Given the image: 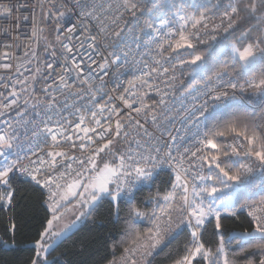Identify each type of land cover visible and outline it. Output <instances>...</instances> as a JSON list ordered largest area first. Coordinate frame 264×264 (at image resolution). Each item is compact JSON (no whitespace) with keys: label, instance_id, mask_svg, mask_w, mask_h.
Here are the masks:
<instances>
[{"label":"snow or ice","instance_id":"obj_1","mask_svg":"<svg viewBox=\"0 0 264 264\" xmlns=\"http://www.w3.org/2000/svg\"><path fill=\"white\" fill-rule=\"evenodd\" d=\"M49 2L53 8L57 7L56 0ZM17 5L0 2V18L11 21L15 16L17 23L11 27L18 29L20 21H28L30 17L22 14L27 0H17ZM60 7L66 10L49 9L48 12L49 17H56L57 31L70 15H75L81 23L87 18L98 19L87 0H62ZM213 7L212 0H120L113 24L119 26L125 14L132 19L124 21V28L113 31L111 35L117 39L108 43L114 49L118 43L123 44L126 50L119 54L111 51V59L101 56L97 60V38L91 34V28L87 24L79 28L73 23L65 28L71 34L66 39L72 41L78 38L77 34L83 36L79 47L74 43L70 46L57 35L61 56L58 57L56 51L51 52L54 59L44 61L43 69L39 64L35 69L23 63L18 65L17 73L22 79L13 82L11 92H7V83L0 85L6 90L0 97L7 101L0 102V118L13 110L17 116L14 123L3 119L4 127L0 128V209L11 210L18 189H39L47 192L44 202L52 212V218L47 220V226L33 246L35 256L30 264H53L48 259L53 245L48 241L53 236L62 238L78 227L104 201L112 204L117 218L121 202L126 203L130 225L125 229L128 240L120 260L109 264H151L149 257L173 233L183 229L188 230L190 243L174 264H237L226 252L223 220L237 215L234 210L239 202L237 194L257 175L264 177V126L250 122L235 111L230 119L221 120L210 109L235 110L238 101L248 93L264 104V72L246 79L257 66L264 65V0H229L219 24L213 23V16L209 14ZM141 17L143 24L139 23ZM251 21H255L252 26L240 27ZM129 24L134 27H128ZM237 30L240 35L235 42L214 51L198 48L205 43L212 48L221 32L227 39ZM32 31L35 36V25ZM0 35L7 38L12 33L5 27ZM141 43L150 51L154 48L156 56L169 63L175 61L181 68L189 66V74L215 66V78L223 85L210 88L203 103L189 114L196 132L193 143L185 142L182 151L176 137L169 134L170 138L161 144L145 127L149 119L154 127L159 128V124L141 93L132 90L134 81H128L129 87L122 89L123 94L98 100V93L105 92V77L110 75V70H114L113 74L119 73L128 63L129 54L134 48H140ZM3 46L10 49L12 44L3 43ZM7 56L5 52L0 59ZM31 56L36 58L37 53L33 51ZM224 56L228 59L223 60ZM26 63L31 64L32 60ZM155 63L160 64V60ZM3 67L8 70L11 65ZM21 68L31 72V76L24 77ZM151 71L158 69L151 68ZM169 71L168 67H163L161 74ZM137 79L142 85L153 87L147 80ZM40 81L43 83L36 92L35 85ZM16 84L22 85L19 92L15 90ZM25 93L23 103L34 110L35 119L25 118L27 108L19 111L20 99ZM69 100L72 102L68 103ZM114 101H119L123 108ZM159 103H165L163 96ZM137 104L139 106H135ZM68 109L72 111L65 116L63 113ZM124 109L128 111L125 113ZM29 134L33 139L25 149L22 136L28 139ZM229 136L233 137L231 143L218 139ZM65 146L70 151L61 150ZM44 148L51 150L44 151ZM42 151L44 155H40ZM77 151L80 155L74 154ZM241 152L243 161L231 158H239ZM174 162L176 167H173ZM165 169L172 173L170 189L163 196L157 192L149 197L155 204L149 215L138 207L137 193L150 187ZM259 195L261 199L255 205L241 206L248 210L252 231L230 238L243 241L247 249L242 250L252 249L259 257L258 261L246 259V264H264V190ZM70 202L72 209L67 207ZM64 211H72L75 219L57 232L54 222L60 221ZM144 219H148L152 227L146 232L135 231L132 226ZM207 226H213V234L219 237L214 248L202 242ZM16 228L10 221L5 229L13 240ZM0 243L11 247L6 241L0 240Z\"/></svg>","mask_w":264,"mask_h":264},{"label":"built area","instance_id":"obj_2","mask_svg":"<svg viewBox=\"0 0 264 264\" xmlns=\"http://www.w3.org/2000/svg\"><path fill=\"white\" fill-rule=\"evenodd\" d=\"M222 1L224 0H212L213 5L216 7V10L209 13L213 16V23L219 24L220 17L228 8L229 2L224 8L220 9ZM0 2H10L12 5H17V0H0ZM61 2L62 0H56L57 7L53 8V5L49 2V0H27V7L22 14L24 16H29L30 19L28 21L21 20L18 29L16 27H11V25H15L17 23L15 16H13L11 21H3V19L0 18V30L5 27H9V30L12 33V36L7 38H5L3 35H0V41H2V43H0V57H3L4 53L8 52V56L6 58L0 59V85L7 83L9 85L7 92H11L13 90L12 85L14 81L22 79V77H20L17 73L18 65L23 63L25 64V67L29 69H35L39 64L41 69H43L44 61H51L54 59L51 56V52L56 51L58 57L63 54L62 49L56 40L57 35H59L66 43H69L70 46L74 43L77 47H79L81 40L84 39L83 36H79V34H77L78 38H74L72 41L66 39V37L71 34L67 33L65 28L71 27L73 23L77 24L79 28H83L84 24H87L88 27L91 28V34L95 35L97 38L99 51V55L96 57L97 60H100L101 56H107L109 59H111L109 56L111 51L115 50L117 51V54H119L121 50H126L123 44L118 43L117 47L114 49L112 44L108 43L110 40L115 41L117 39L116 37L112 36L111 33L113 31H119L120 28H124V21L132 19L127 14H125L123 20L119 22V26L113 24L114 17L118 15L116 8L120 3V0H87L89 8H94L95 16L98 17V19L90 20V18H87L83 21V23H81V21L78 20L75 15H70L64 19L63 25L60 26V31H57L58 23L56 17H49L48 12L49 9H52L53 11L66 10L65 8L60 7ZM139 23H144L143 17H141ZM34 25L37 28V33L35 36H33L32 31ZM128 27H134V25L129 24ZM101 28H104L105 31H101ZM137 34H140L138 29ZM85 35H87V33H85ZM16 36H19V39H16ZM3 43H11L12 47L10 49H6L3 46ZM206 44L208 43L198 45V47L204 46ZM33 51L37 53L36 58L31 56ZM25 52H28L29 55L25 56ZM172 55H175V53ZM29 59L32 60L31 64L26 63ZM157 59L160 60V64L155 63V60ZM5 64L11 65V68L5 70L3 67ZM163 67H168L170 71L168 73L161 74L163 72ZM188 67L189 66L185 65L183 68H181L175 63V61L171 63L167 62L165 58L156 56L154 48L150 51L148 47L144 45V43H141L140 48H134V50L129 54L128 63L121 68L119 73L113 74L114 70H110V75L105 77V92L98 93V100H106L108 96L115 98L117 95L123 94L122 89L129 87L128 81H134L135 88L132 90L141 93L144 101L152 107L157 118V123L159 124V128H156L152 125L151 119H149V122L145 125V127L161 144L170 138L169 134L171 137H176V144L181 146L180 150L182 151L185 142H187L188 145L193 143L194 134L196 132L195 127L191 123L189 114L194 112L195 109L198 108L199 104L203 103L204 99L206 98L205 93H207L210 88L223 86L214 75L203 85L199 87H193L188 91L182 92V84L187 77ZM151 68H157L158 71L152 72ZM20 71L24 72V77L31 76V72L24 71L23 68H21ZM137 78H143L144 80H147L153 85V87L149 88L145 85H142ZM240 82L243 83L244 81L240 80ZM42 83L43 81H40L35 85L36 92L40 91ZM117 85L119 86L117 87ZM21 87V84H16L15 90L19 92ZM29 91H31V89H29ZM5 92L6 90L0 86V93ZM143 93H147V95H143ZM26 95L27 94L25 93L21 96L19 111H25V108H27V111L25 112V118L35 119L34 110L30 106H26L23 103V98ZM162 96L165 103L160 104L159 101ZM11 98L12 97H9V99ZM61 99L63 100V98ZM132 99H136V97H132ZM241 100H243V98ZM0 102L7 101H5L3 97H0ZM31 102L32 101L30 100V104ZM71 102V100L68 101V103ZM114 102L123 108V105L120 104L119 101ZM135 106H139V104ZM217 109L219 108L210 109V111ZM69 111L72 110H65L63 114L67 116ZM127 111V109H124L125 113ZM133 115H135V113H133ZM16 118V110L6 114L4 118H0V128L4 127L2 122L3 119H8L10 122L14 123ZM56 118L58 119L59 117ZM71 118L75 119V117ZM20 131L23 133L24 130L20 129ZM132 133L135 135L134 128L132 129ZM180 137H183L184 139L181 140ZM137 138L139 139L141 137L138 136ZM32 139L33 138L30 136V134L28 139H24L22 136V143L25 149L30 146ZM143 139L147 140V137H143ZM231 142H233V139L229 141V143ZM123 147H126V145ZM49 150L51 149L44 148V151ZM61 150L70 151V149H68L66 146ZM74 154L80 155L78 151ZM40 155H44V152H40ZM231 158L240 159L243 161V152H241V156L239 158ZM32 159H35V157H32ZM25 163H27V161H25ZM176 166L177 165L174 162L173 167ZM161 174H168L172 176V173L167 169L161 171L158 176ZM253 180H257L255 192L256 200L254 202L244 204L255 205L261 199L259 193L260 191L264 190V177L257 175L253 178ZM151 186L144 187L143 189H149ZM41 191L44 194V201L47 200V192L43 190ZM44 206L48 208V205L45 204V202ZM240 211L246 214L251 222V218L247 214V208L240 207Z\"/></svg>","mask_w":264,"mask_h":264},{"label":"trees","instance_id":"obj_3","mask_svg":"<svg viewBox=\"0 0 264 264\" xmlns=\"http://www.w3.org/2000/svg\"><path fill=\"white\" fill-rule=\"evenodd\" d=\"M228 2L229 0L222 1L220 9L224 8ZM214 10H216L215 6L211 11ZM254 23L255 21H251L247 24H241L240 27H250ZM239 35L240 32L237 30L225 39V33H221L217 38V42L213 43L212 48L209 47V44L198 48L214 51L216 48H222L224 44L235 42ZM227 59V56L223 57V60ZM187 71V77L182 84V92L203 85L215 75L216 67L209 66L207 70L197 71L193 74H189L188 67ZM261 72H264V65L257 66L246 79H251ZM233 111L245 116L250 122L264 126V104L259 103L258 98L251 93L246 94L243 100L238 101V107L235 110L226 111L221 107L211 112L219 116L221 120H228L231 118ZM218 139H226L229 143L233 137ZM171 179L172 176L161 174L155 179L151 188L138 191L136 197L138 207L150 215L155 204L149 200V197L156 195L157 192L160 196H163L170 189ZM256 187L257 180H253L242 193L237 194L239 202L236 203L234 209L237 215L223 220L226 252L229 259L236 261L237 264H246V259L258 261L259 258L254 255L252 249L242 250V248L247 249V245L243 241L230 239L241 233L252 231L251 222L247 215L240 211V207L244 203H251L256 200ZM49 219H51V213L49 208L44 206V194L41 190L18 189L15 205L11 210L0 209V240L11 245V247H7L0 243V264H30L35 256L33 246L36 240L39 239V234L47 226V220ZM10 221L17 225L14 240L12 234L5 231ZM127 221L126 203L121 202L120 214L117 218L112 204L104 201L96 208L90 218L85 220L77 230L61 240L49 252L48 259L53 264H56V262L58 264H109L112 260L120 259L123 248L127 246L128 237L125 229L130 227ZM132 227L137 232H146L152 227V224L148 219H144L137 221ZM213 233V226H207L202 234V242L207 247L214 248L218 244L219 237ZM255 242L257 241H253V243ZM189 243L190 234L188 230H177L173 238L150 258L151 264H174V261L185 253L186 246Z\"/></svg>","mask_w":264,"mask_h":264},{"label":"rangeland","instance_id":"obj_4","mask_svg":"<svg viewBox=\"0 0 264 264\" xmlns=\"http://www.w3.org/2000/svg\"><path fill=\"white\" fill-rule=\"evenodd\" d=\"M68 209H72L73 208V203H69L68 204ZM51 213V218H52V212L50 211ZM75 219V215L73 214L72 211H64L63 212V215L61 216V219L60 221L58 222H54V230L57 231V232H61L65 225H71L73 220ZM85 221V220H84ZM83 221V223H84ZM83 223L79 224L78 227L76 228H72L70 231L67 232V234L65 236H63L62 238H57L55 236H53L51 238V240L48 241V243H51L53 246L52 248L49 249V252L61 241L63 240L65 237H67L69 234H71L72 232H74L75 230H77ZM175 235V233H173L168 240L165 241L164 245H162L158 250H160L162 247H164L166 245V243L171 240L173 238V236ZM157 250V251H158ZM151 257H149V260H150ZM137 259L139 260V256L137 257ZM117 261H119L120 259L117 258L116 259Z\"/></svg>","mask_w":264,"mask_h":264}]
</instances>
